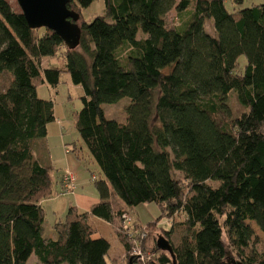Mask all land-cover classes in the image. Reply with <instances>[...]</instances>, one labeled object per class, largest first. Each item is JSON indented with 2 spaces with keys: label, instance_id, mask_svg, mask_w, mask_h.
<instances>
[{
  "label": "trees",
  "instance_id": "obj_1",
  "mask_svg": "<svg viewBox=\"0 0 264 264\" xmlns=\"http://www.w3.org/2000/svg\"><path fill=\"white\" fill-rule=\"evenodd\" d=\"M94 1L68 4L81 29L70 50L0 0V80L9 77L0 88V264H30L32 256L41 264H108L102 224L125 264H173L147 232L162 218L170 229L160 236L176 264H264L251 225L264 235V3L103 0L104 14L86 23L81 9ZM172 10L180 23L169 28ZM64 74L83 91L74 117L85 148L65 151L97 166L98 202L87 211L69 206L46 228L41 202L74 195L76 178L67 191L66 172L57 190L54 166L38 157L55 116L53 101L36 91L56 88ZM124 98L125 121L107 119L103 105ZM150 204L160 211L155 222H131L129 209ZM136 249L153 257L142 262Z\"/></svg>",
  "mask_w": 264,
  "mask_h": 264
},
{
  "label": "rangeland",
  "instance_id": "obj_2",
  "mask_svg": "<svg viewBox=\"0 0 264 264\" xmlns=\"http://www.w3.org/2000/svg\"><path fill=\"white\" fill-rule=\"evenodd\" d=\"M11 8L15 12H21L16 0H6ZM179 1V0H177ZM258 0H245L244 6H250L251 4H260ZM228 10L232 7L229 3L226 4ZM82 19L86 23H90L95 17L102 16L104 14V3L103 0H95L88 8L81 9ZM80 23V22H79ZM180 23V16L175 10H172L166 16V24L169 28L176 27ZM208 30V28H207ZM144 35L141 31H138L137 39L143 38ZM60 58L55 60L44 61V67L47 63H58ZM240 68L243 69L246 59L241 57L238 61ZM9 77L4 74L0 80V88L3 89L7 86ZM37 96L41 99H51L54 103V116L55 121L49 125V135L47 136V155L50 158L55 170L53 173L55 183L54 188L59 190V181L62 176L69 169L73 171L77 177L76 180V194L78 197H73L70 194L56 195L52 202H43L45 212H46V225H51V212L48 208L50 205L54 206L56 210H63L67 208L74 201H88L93 196H97V192L94 188L91 172L95 177H99L97 166L93 162L88 160H77L72 154L66 153V144L70 145L72 143L77 146L83 147L82 142L79 139L77 131L75 129V117L74 114L79 111L82 106L81 97L83 95L82 88L80 86L74 85L70 81L68 74H64L60 77V82L56 88H52L48 85H43L37 88ZM129 99H122L117 104L103 105V111L107 119L115 120L117 122H124L126 119L125 108L129 105ZM235 109L239 107L233 103ZM39 141V140H38ZM36 141V143H38ZM40 142V141H39ZM38 145V144H37ZM44 145L41 144V149L43 150ZM40 149V146H39ZM84 151L85 148L83 147ZM44 153V150L42 151ZM43 155V154H42ZM73 175V174H72ZM74 176V175H73ZM93 202V201H89ZM67 206V207H66ZM129 215L132 216L131 222L135 221L143 226L149 223L155 222L159 216L160 211L158 206L155 204L150 205H139L128 210ZM55 215V214H54ZM60 216V215H59ZM255 234L257 235L258 242L254 245L255 249L259 252L264 251V235L258 230L254 224H251ZM153 229H147L150 235V242L153 243V235L160 236L161 230L168 231L170 229V223L167 219L162 218L159 220L157 227L152 226ZM100 233L102 236L107 238L110 242V250L107 256L108 264H125L122 261L123 248L115 239L113 231L107 224H102L100 227ZM172 242H176V237H172ZM134 254V252L132 253ZM112 260H115L113 262ZM30 264H41L38 260L32 256L30 259Z\"/></svg>",
  "mask_w": 264,
  "mask_h": 264
},
{
  "label": "water",
  "instance_id": "obj_3",
  "mask_svg": "<svg viewBox=\"0 0 264 264\" xmlns=\"http://www.w3.org/2000/svg\"><path fill=\"white\" fill-rule=\"evenodd\" d=\"M21 14L31 29L46 28L58 35L65 46L72 50L79 46L81 29L79 15L68 9L70 0H16ZM157 248L170 255L176 264L170 242L163 236L156 239ZM131 263V260L129 261Z\"/></svg>",
  "mask_w": 264,
  "mask_h": 264
},
{
  "label": "crops",
  "instance_id": "obj_4",
  "mask_svg": "<svg viewBox=\"0 0 264 264\" xmlns=\"http://www.w3.org/2000/svg\"><path fill=\"white\" fill-rule=\"evenodd\" d=\"M258 1H260L259 3H264V0H258ZM48 135H49V126H48ZM47 135V136H48ZM47 146V145H46ZM43 154V155H42ZM41 160H42V162L44 163V164H48V163H51V161H50V158L48 157V155H47V149H46V151H45V153H42V150H40V154H39V156H38ZM52 164V163H51ZM53 165V164H52ZM66 172H70V173H72L73 175H74V177L76 178V180H77V177H76V175H75V173L73 172V171H71V170H67ZM73 197H78V195L75 193L74 195H72ZM54 198H57V196H53V197H51V198H48V199H45V200H43L42 202H41V204L43 205V202L44 201H46L47 203H50V202H52V200H54ZM89 201H93V202H89ZM98 202V198L96 197V196H93L90 200H88V201H81V200H78L77 201V199H76V201H74V203L72 204H70L69 206H75V207H77L79 210H82V211H87V210H89V208L93 205V204H95V203H97ZM44 206V205H43ZM68 206V207H69ZM67 207V206H66ZM68 207L67 208H64L63 210H56V208H54V206H52V205H50L48 208L50 209V212H51V214H52V216H51V225L53 224V222L55 221V220H57V219H61V218H63L64 217V215H65V213H66V211H67V209H68ZM45 209V208H44ZM55 214V215H54ZM60 215V216H59ZM46 223V222H45ZM50 225V226H51ZM49 225H47L46 226V228L47 227H50Z\"/></svg>",
  "mask_w": 264,
  "mask_h": 264
},
{
  "label": "built area",
  "instance_id": "obj_5",
  "mask_svg": "<svg viewBox=\"0 0 264 264\" xmlns=\"http://www.w3.org/2000/svg\"><path fill=\"white\" fill-rule=\"evenodd\" d=\"M65 189L67 191H73L75 189V177L72 174H69L65 184ZM123 218L126 221V225L130 224V218L128 215H124ZM144 236V235H143ZM134 256L138 257L142 262L150 260L153 256L149 253H143L140 249L134 251Z\"/></svg>",
  "mask_w": 264,
  "mask_h": 264
}]
</instances>
